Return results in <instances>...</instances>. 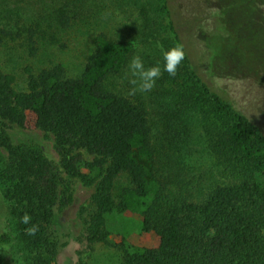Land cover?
<instances>
[{
  "label": "trees",
  "instance_id": "1",
  "mask_svg": "<svg viewBox=\"0 0 264 264\" xmlns=\"http://www.w3.org/2000/svg\"><path fill=\"white\" fill-rule=\"evenodd\" d=\"M90 1L18 0L21 4L13 7L6 1L8 11L0 20L8 27L0 28V41L27 58L36 57L42 46L59 44L77 26L97 23ZM161 1L167 35L181 47L174 11L168 0ZM195 1L191 30L209 56V71L219 54L209 46L212 38L225 44L243 38V64L234 71L264 79V0ZM229 13L239 21L232 31ZM132 48L130 41L99 28L75 76L58 62L24 65L20 82L0 69V123L52 134L58 155L55 164L38 145L15 144L4 131L0 134L7 152L0 188L30 264L55 261V211L71 201L62 173L93 188L84 219L86 246H109L120 264H264L263 128L205 82L182 46V62L197 88L179 98L191 116L179 113L184 122L171 123L174 137L165 141L177 147L178 156L188 154V132L197 113L204 140L202 149H195L211 163L199 177L178 176L170 155L160 156L166 145L153 135L147 103L112 81L127 67ZM251 52L260 56L257 66L244 59ZM171 106L167 100L162 105L168 123L177 115ZM25 215L31 218L27 225L21 222ZM32 227L37 228L34 235L29 234ZM10 242L8 233L1 232L0 243ZM0 264L13 263L0 256ZM76 264L89 263L79 258Z\"/></svg>",
  "mask_w": 264,
  "mask_h": 264
},
{
  "label": "rangeland",
  "instance_id": "2",
  "mask_svg": "<svg viewBox=\"0 0 264 264\" xmlns=\"http://www.w3.org/2000/svg\"><path fill=\"white\" fill-rule=\"evenodd\" d=\"M10 7L15 6L18 0H0V14L8 11L5 2ZM92 16L97 23L91 26H77L70 30L61 39L59 44L42 46L36 57L27 58L20 49L10 50L3 46L0 41V69L15 75L17 81L23 80L22 70L24 65L38 67L49 66L52 63H60L68 75H77L86 60L89 52L94 48V36L97 29L104 28L115 37L124 38L132 43V55H140L145 67L159 65L161 75L156 80L155 86L150 92L138 90L139 80L133 77L128 65L117 77L113 78L117 88H122L125 94L133 98L139 97L148 105V110L153 121V135L158 141H164L166 147L162 149L160 156H169L171 163H175V173L179 176L191 174L199 177V171L211 163L208 156L200 155L196 150L202 149L200 116L192 115L194 118L193 130L188 132L189 153L178 156L177 147L165 140L166 136L171 139L174 133L170 131L171 126L182 124V116L190 115L188 110L184 111V103L179 102L182 96L191 95V89L197 88L188 75V69L183 62L178 66L176 74L170 76L164 68L163 51L178 46L168 37V16L161 9V0H91ZM169 7L174 11L173 21L176 25L181 47L184 46L191 61L200 76L213 89L230 98L235 106L244 112L253 121L258 123L264 130V79L242 71H234L236 65L243 64L241 43L243 38H238L230 44H225L217 38H212L209 46H214L219 54L215 57V66L208 69L206 59L208 54L204 53L200 38L192 29L196 8L195 0H168ZM200 10V9H199ZM95 19H92V23ZM229 29L234 30L239 21L229 13ZM211 18H207L205 24L210 25ZM101 22H104L103 25ZM8 27L5 20H0V28ZM196 31V30H195ZM251 52L245 61L252 66H257L260 56ZM229 57V58H228ZM203 58V59H202ZM234 58L235 60H232ZM216 67V69H215ZM253 69V68H252ZM219 71V72H218ZM135 81V82H134ZM167 100L174 107V120L169 123L164 120L162 108L163 102ZM169 106V105H168ZM171 106V107H172ZM184 111V112H183ZM182 113V116L181 115ZM180 113V115H179ZM191 116V115H190ZM174 122V125L171 123ZM4 131L15 144L32 143L38 145L45 156L58 163V155L54 149L52 134L41 130H27L15 124L7 122L0 123V134ZM167 133V135H166ZM176 138V137H175ZM164 139V140H160ZM178 141V140H177ZM196 148V149H195ZM7 152L0 146V169L6 161ZM166 158V157H165ZM164 158V159H165ZM67 181L71 197L70 203L62 208H57L56 219L53 224L57 235L59 249L53 264H76L79 258L87 260L89 264H120L119 255L109 246L96 244L93 249H88L83 238L84 219L89 211V199L93 192L92 187H87L77 179ZM196 177V178H197ZM7 232L11 238L8 245L0 243V256L13 264H30V254L19 241L13 220L8 215V202L5 200L0 188V233Z\"/></svg>",
  "mask_w": 264,
  "mask_h": 264
},
{
  "label": "clouds",
  "instance_id": "3",
  "mask_svg": "<svg viewBox=\"0 0 264 264\" xmlns=\"http://www.w3.org/2000/svg\"><path fill=\"white\" fill-rule=\"evenodd\" d=\"M164 68L170 76L176 74L178 66L185 58V53L180 46L172 47L163 51ZM129 71L133 77H137L139 80L138 90L141 92H150L155 86L156 80L161 75V68L159 65L145 67L144 61L140 55H135L131 59L128 65ZM135 82V81H134ZM30 216L25 215L22 217V223L28 224ZM37 231L36 227H32L29 230L30 235H34Z\"/></svg>",
  "mask_w": 264,
  "mask_h": 264
}]
</instances>
